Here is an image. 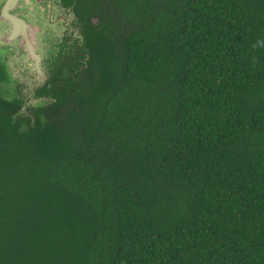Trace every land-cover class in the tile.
<instances>
[{
	"label": "trees",
	"instance_id": "16d2710c",
	"mask_svg": "<svg viewBox=\"0 0 264 264\" xmlns=\"http://www.w3.org/2000/svg\"><path fill=\"white\" fill-rule=\"evenodd\" d=\"M76 15L35 106L0 97V264H264V0Z\"/></svg>",
	"mask_w": 264,
	"mask_h": 264
},
{
	"label": "flooded vegetation",
	"instance_id": "af4514ba",
	"mask_svg": "<svg viewBox=\"0 0 264 264\" xmlns=\"http://www.w3.org/2000/svg\"><path fill=\"white\" fill-rule=\"evenodd\" d=\"M79 6L80 0H0V64L4 68L5 74L8 51H11L13 56L19 53L18 46L23 43L25 35L29 39L34 36L40 39L42 50L38 52L39 54L45 48L47 53H54L58 57L60 51L66 47L79 46L82 39L80 41L79 37L71 34L73 31L72 22H74L76 27H79V19L76 15V10ZM30 29L34 31H30ZM50 31L57 33L56 36L59 38L57 43L52 40ZM58 32H61L62 36ZM10 41L12 43L11 47ZM49 45H55L53 47L56 49H48V47H51ZM4 46L7 49H4ZM24 74L26 75L27 73L25 72ZM24 74H22V77H24ZM17 79L21 83L16 86V97L23 99L26 103V97L23 96V92L27 90L26 84L22 80L23 78L18 76ZM45 83L46 81L43 85ZM42 86H37V89Z\"/></svg>",
	"mask_w": 264,
	"mask_h": 264
},
{
	"label": "water",
	"instance_id": "95a60500",
	"mask_svg": "<svg viewBox=\"0 0 264 264\" xmlns=\"http://www.w3.org/2000/svg\"><path fill=\"white\" fill-rule=\"evenodd\" d=\"M30 31L34 30L30 29ZM11 45L12 43L10 41V47ZM18 47L19 53H16L15 56L11 54V51H8L9 55L8 60L6 61V77L8 80L0 81V97L8 101H13L17 98L16 86L18 83H21V81H17V77H21L22 75H18L16 73H23L30 69V71L27 73L32 74L31 72L34 70L38 76L36 78L37 81L39 83L45 82L46 79L44 74H46L48 70L50 73L51 65L57 58L54 53L49 54L50 58L52 59L50 62L49 55H47L48 53L43 55V52L41 51L40 55L38 52L42 50L41 41L35 36L32 39H29V37L25 35L23 43H20V46ZM3 48L7 49L5 46Z\"/></svg>",
	"mask_w": 264,
	"mask_h": 264
},
{
	"label": "rangeland",
	"instance_id": "374dc122",
	"mask_svg": "<svg viewBox=\"0 0 264 264\" xmlns=\"http://www.w3.org/2000/svg\"><path fill=\"white\" fill-rule=\"evenodd\" d=\"M71 26H72V29H73V31L71 32V34H73V35H75V36H77V37H79L80 38V41H81V39L83 40V36H82V34H81V32H80V28L77 26L76 27V25H74V22H72L71 23ZM51 32V35H52V40L54 41V43H57V39H59L57 36H56V32L54 33V32H52V31H50ZM58 34H62L61 32H58ZM62 36V35H61ZM53 41H52V43H53ZM52 45V44H51ZM51 45H49V46H51ZM53 46H55V45H53ZM53 46H51V47H48V49H50V50H52V49H56L55 47H53ZM43 54H47V52H46V50H45V48H43ZM47 55H49V53L47 54ZM55 55V54H54ZM49 58H50V55H49ZM49 60V59H48ZM52 61V59L50 58V62ZM47 64V63H46ZM21 65V64H20ZM48 69V68H47ZM30 71V69L29 70H27V71H25L26 73L27 72H29ZM25 72H23V73H16V74H18V75H22V74H24ZM32 74H24V77H22L21 76V78H23L22 80H24V82H25V86H26V91H24L23 92V96L24 97H26V103H25V106L26 105H28V106H31V105H35V103H37V101L38 100H36V97H35V91H36V89H37V86H42L43 85V83L44 82H42V83H39L38 81H37V73L33 70L32 72H31ZM45 75V79H46V81H47V79H48V77H50V73H49V70L46 72V74H44ZM25 99V98H24ZM24 106V107H25Z\"/></svg>",
	"mask_w": 264,
	"mask_h": 264
},
{
	"label": "clouds",
	"instance_id": "9594fccd",
	"mask_svg": "<svg viewBox=\"0 0 264 264\" xmlns=\"http://www.w3.org/2000/svg\"><path fill=\"white\" fill-rule=\"evenodd\" d=\"M253 48H264V39H262V40H257V41L253 44Z\"/></svg>",
	"mask_w": 264,
	"mask_h": 264
}]
</instances>
